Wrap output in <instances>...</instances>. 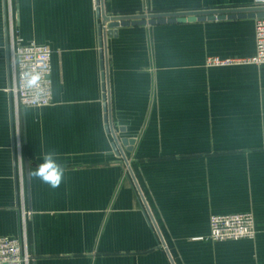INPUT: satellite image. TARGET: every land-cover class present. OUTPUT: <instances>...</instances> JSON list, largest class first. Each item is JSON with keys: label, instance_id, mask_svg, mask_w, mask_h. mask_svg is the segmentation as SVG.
Masks as SVG:
<instances>
[{"label": "crops", "instance_id": "obj_1", "mask_svg": "<svg viewBox=\"0 0 264 264\" xmlns=\"http://www.w3.org/2000/svg\"><path fill=\"white\" fill-rule=\"evenodd\" d=\"M95 1L12 0L19 37L53 52L52 104L16 115L0 0V236L22 230L23 188L32 264H264V65H206L252 56L255 19L132 25L108 39L110 117L126 163L105 123ZM253 2L105 7L129 15ZM48 151L65 170L55 189L31 175ZM234 213L254 215V239L200 240L211 215Z\"/></svg>", "mask_w": 264, "mask_h": 264}, {"label": "built area", "instance_id": "obj_2", "mask_svg": "<svg viewBox=\"0 0 264 264\" xmlns=\"http://www.w3.org/2000/svg\"><path fill=\"white\" fill-rule=\"evenodd\" d=\"M8 1L9 59L11 83L8 89L12 95L16 115L22 108L46 107L53 102L52 50L35 41L24 43L14 25L12 0ZM96 9L98 7L95 1ZM252 6L264 7V0H254ZM107 28V26H104ZM256 50L250 57H209L208 67L234 65H264V17L255 19ZM105 72V69L103 68ZM37 78L36 83L29 80ZM22 230L18 236H0V264H32L27 237V219L31 212L26 209L24 189L21 192ZM210 233L200 240L213 242L251 240L256 237L255 218L252 213L214 214L209 220Z\"/></svg>", "mask_w": 264, "mask_h": 264}, {"label": "water", "instance_id": "obj_3", "mask_svg": "<svg viewBox=\"0 0 264 264\" xmlns=\"http://www.w3.org/2000/svg\"><path fill=\"white\" fill-rule=\"evenodd\" d=\"M106 1L108 0H96L98 5L97 15L101 19L99 25L100 34V56L103 61V68L105 72L102 75L103 79V99H104V111H105V123L108 133L112 134L115 140V146L119 150V154L123 156V159L128 163L125 152L120 144L118 137L113 129L110 107H109V55H108V39L118 37V29L120 27L129 26H144V25H156L164 23H184V22H196V21H223L227 19H241V18H260L264 17V7H229L221 9H205V10H193V11H178V12H165V13H138L129 15H108L106 12ZM4 5V20H5V36L7 46L9 45V32H8V1L3 0ZM107 26L108 30L104 28ZM8 73L11 83V71H10V59L8 57ZM11 103L13 110L12 95ZM126 143V142H125ZM15 161L17 164V152L15 148ZM25 170L28 185V198L30 200V187H29V171L30 162L25 160ZM131 171V169H130ZM132 172V171H131ZM133 173V172H132ZM18 175L16 174V180ZM18 193V184H17Z\"/></svg>", "mask_w": 264, "mask_h": 264}, {"label": "clouds", "instance_id": "obj_4", "mask_svg": "<svg viewBox=\"0 0 264 264\" xmlns=\"http://www.w3.org/2000/svg\"><path fill=\"white\" fill-rule=\"evenodd\" d=\"M36 79L37 78L30 79L29 83H36ZM64 174V167L58 162L57 153L55 151L43 153L42 162L31 172L33 178L50 185L53 189L60 187Z\"/></svg>", "mask_w": 264, "mask_h": 264}, {"label": "rangeland", "instance_id": "obj_5", "mask_svg": "<svg viewBox=\"0 0 264 264\" xmlns=\"http://www.w3.org/2000/svg\"><path fill=\"white\" fill-rule=\"evenodd\" d=\"M254 27H255V25H254Z\"/></svg>", "mask_w": 264, "mask_h": 264}]
</instances>
